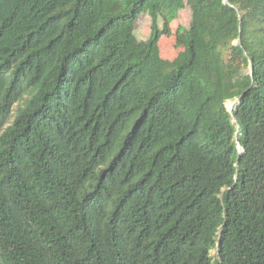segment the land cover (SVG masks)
I'll use <instances>...</instances> for the list:
<instances>
[{"label":"trees","instance_id":"1","mask_svg":"<svg viewBox=\"0 0 264 264\" xmlns=\"http://www.w3.org/2000/svg\"><path fill=\"white\" fill-rule=\"evenodd\" d=\"M0 264H264V0H0Z\"/></svg>","mask_w":264,"mask_h":264},{"label":"rangeland","instance_id":"2","mask_svg":"<svg viewBox=\"0 0 264 264\" xmlns=\"http://www.w3.org/2000/svg\"><path fill=\"white\" fill-rule=\"evenodd\" d=\"M190 20V11L187 7L180 10L179 18L176 22H174V27L177 25H181L183 27H187L188 22ZM150 26H149V18L145 13H140L134 28L135 38L139 41L145 40L149 36ZM160 53L163 58L168 60H172L177 52L178 48L174 45V37H162L159 41ZM232 102H226V107L228 110L231 109Z\"/></svg>","mask_w":264,"mask_h":264}]
</instances>
